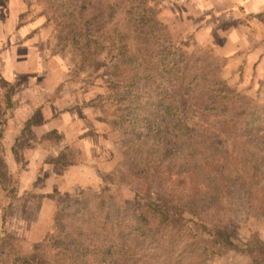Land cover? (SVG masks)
Wrapping results in <instances>:
<instances>
[{"label": "trees", "instance_id": "16d2710c", "mask_svg": "<svg viewBox=\"0 0 264 264\" xmlns=\"http://www.w3.org/2000/svg\"><path fill=\"white\" fill-rule=\"evenodd\" d=\"M36 1L83 65H112L111 126L136 196L130 204L113 193L66 198L49 249H2L0 264H209L210 254L234 250L228 207L214 198L237 186L264 216V106L230 87L218 65H192L156 0ZM3 166L0 158L5 187ZM247 251L251 264H264V248Z\"/></svg>", "mask_w": 264, "mask_h": 264}, {"label": "rangeland", "instance_id": "374dc122", "mask_svg": "<svg viewBox=\"0 0 264 264\" xmlns=\"http://www.w3.org/2000/svg\"><path fill=\"white\" fill-rule=\"evenodd\" d=\"M155 6L192 65H218L230 87L264 106V0H156ZM0 14V158L10 174L6 190L0 184V250L32 255L49 249L53 217L66 198L113 193L130 204L136 193L122 178L129 161L122 134L111 126L112 65H83L77 48L59 43L36 0H0ZM29 20L39 22L42 36L12 48L23 36L13 27ZM214 199L228 207L237 247L210 254L208 263L251 264L247 246L264 248V216L237 186Z\"/></svg>", "mask_w": 264, "mask_h": 264}, {"label": "crops", "instance_id": "0c3cea01", "mask_svg": "<svg viewBox=\"0 0 264 264\" xmlns=\"http://www.w3.org/2000/svg\"><path fill=\"white\" fill-rule=\"evenodd\" d=\"M10 15V14H9ZM17 19V17H14ZM5 19V16L0 14V23H2ZM11 19V18H10ZM39 22L36 21H24V23L18 24L17 26L13 27V31L17 32L18 34L23 36L19 38V40L13 44L12 48H17V50L26 47V45H30L32 43L37 42V37L42 36V27L39 26ZM33 37H26L29 33H34ZM12 148V146H11Z\"/></svg>", "mask_w": 264, "mask_h": 264}]
</instances>
